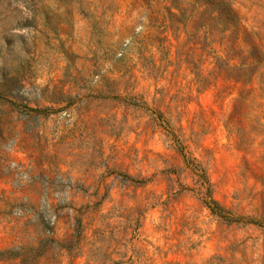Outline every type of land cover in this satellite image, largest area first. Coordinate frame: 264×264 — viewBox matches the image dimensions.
Masks as SVG:
<instances>
[{
  "label": "rangeland",
  "instance_id": "obj_1",
  "mask_svg": "<svg viewBox=\"0 0 264 264\" xmlns=\"http://www.w3.org/2000/svg\"><path fill=\"white\" fill-rule=\"evenodd\" d=\"M224 1L263 42L264 0ZM216 16L0 0V264H264L262 108Z\"/></svg>",
  "mask_w": 264,
  "mask_h": 264
},
{
  "label": "trees",
  "instance_id": "obj_2",
  "mask_svg": "<svg viewBox=\"0 0 264 264\" xmlns=\"http://www.w3.org/2000/svg\"><path fill=\"white\" fill-rule=\"evenodd\" d=\"M203 5L211 7L216 12V19L228 16L233 18L232 31L230 36V44L227 46V60L233 61L232 66L235 71V83L248 87L246 96L240 92L235 100V104L242 103L244 100L250 98L251 107L262 108V119L264 120V41H255L252 37L246 36L239 41L238 27L239 20L229 8L224 0H201ZM230 15V16H229ZM240 44H243L246 49H240ZM261 101L262 104L257 103ZM254 129V126L252 127ZM193 165V164H192ZM202 184H206V180L201 176ZM209 212L224 221H228L225 215V210L221 208L218 203L210 198V206H207Z\"/></svg>",
  "mask_w": 264,
  "mask_h": 264
}]
</instances>
